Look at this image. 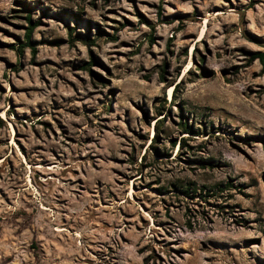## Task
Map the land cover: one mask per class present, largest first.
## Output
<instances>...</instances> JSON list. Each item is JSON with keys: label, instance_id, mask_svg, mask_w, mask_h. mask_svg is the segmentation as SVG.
Wrapping results in <instances>:
<instances>
[{"label": "rangeland", "instance_id": "1", "mask_svg": "<svg viewBox=\"0 0 264 264\" xmlns=\"http://www.w3.org/2000/svg\"><path fill=\"white\" fill-rule=\"evenodd\" d=\"M263 51L264 0H0V264H264Z\"/></svg>", "mask_w": 264, "mask_h": 264}, {"label": "trees", "instance_id": "2", "mask_svg": "<svg viewBox=\"0 0 264 264\" xmlns=\"http://www.w3.org/2000/svg\"><path fill=\"white\" fill-rule=\"evenodd\" d=\"M143 22H146L148 23V20L147 19H144L143 18ZM32 30L33 28L28 32L27 36H26V43L25 44H21V45H12V49L16 50L17 53H21L24 49V47L28 46V47H31L33 52L36 53L37 49H36V46L35 44L33 43L31 37H32ZM95 41H93V43L91 44H94ZM256 59H259L260 62L263 64L264 66V51L263 52H257L253 55V60H256ZM91 64L89 63V66ZM89 68V67H87ZM179 83H175V88H174V93H176L177 89H178V86H179ZM2 120V119H0ZM156 128V132H155V135H154V139H157L158 138V135H159V130H158V127H155ZM154 141V140H153ZM182 143V142H181ZM175 144V143H174Z\"/></svg>", "mask_w": 264, "mask_h": 264}, {"label": "bare ground", "instance_id": "3", "mask_svg": "<svg viewBox=\"0 0 264 264\" xmlns=\"http://www.w3.org/2000/svg\"><path fill=\"white\" fill-rule=\"evenodd\" d=\"M173 89H174V85L173 84L169 85V90L172 91Z\"/></svg>", "mask_w": 264, "mask_h": 264}]
</instances>
